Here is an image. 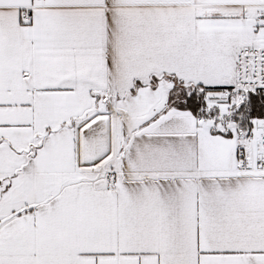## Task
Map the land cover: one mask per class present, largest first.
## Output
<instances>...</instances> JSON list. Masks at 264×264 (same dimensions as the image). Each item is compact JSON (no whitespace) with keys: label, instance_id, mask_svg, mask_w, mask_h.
<instances>
[{"label":"snow or ice","instance_id":"6c2138e0","mask_svg":"<svg viewBox=\"0 0 264 264\" xmlns=\"http://www.w3.org/2000/svg\"><path fill=\"white\" fill-rule=\"evenodd\" d=\"M0 264H264V0H0Z\"/></svg>","mask_w":264,"mask_h":264}]
</instances>
